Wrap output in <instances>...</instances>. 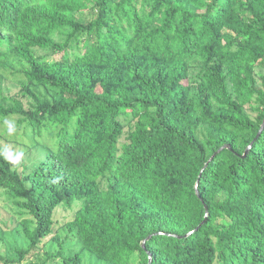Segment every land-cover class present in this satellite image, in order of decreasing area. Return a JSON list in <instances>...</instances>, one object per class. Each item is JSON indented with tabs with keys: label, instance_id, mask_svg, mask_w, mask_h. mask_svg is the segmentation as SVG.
<instances>
[{
	"label": "trees",
	"instance_id": "16d2710c",
	"mask_svg": "<svg viewBox=\"0 0 264 264\" xmlns=\"http://www.w3.org/2000/svg\"><path fill=\"white\" fill-rule=\"evenodd\" d=\"M257 69L264 0H0V72L20 86L0 81V119L58 130L25 177L0 158V188L31 217L17 262L77 203L82 250L62 264H264Z\"/></svg>",
	"mask_w": 264,
	"mask_h": 264
},
{
	"label": "rangeland",
	"instance_id": "374dc122",
	"mask_svg": "<svg viewBox=\"0 0 264 264\" xmlns=\"http://www.w3.org/2000/svg\"><path fill=\"white\" fill-rule=\"evenodd\" d=\"M78 19L83 23H87L92 18L85 11L79 14ZM68 33L69 31L66 29L55 32L52 34V39L57 43H63ZM36 54L42 63L56 62L61 60L63 56V53L55 50H38ZM256 71L258 74L264 73L260 69ZM0 81H4V95L14 96L19 92L20 86L12 75L0 72ZM248 113L253 118L256 116L251 111H248ZM18 118H8V120L15 122L17 129L12 136L7 135L6 128L3 125L4 119H0V147L11 145L14 150L24 153L21 165L19 164L20 166L17 169L25 177L45 158L47 151L55 148L58 130L51 127L50 131H43V135L39 137L36 136L35 132L32 133L30 129H25V124L20 126ZM79 207L80 204L77 203L70 208L63 205L59 206L53 216L55 224L53 233L45 240L42 250L39 253L35 252V255L28 256L22 262H17L20 258L19 251L28 249L30 244L21 229L24 228L23 221L31 220V217L27 211L16 206L15 200L8 190L0 188V260L2 263L6 264L8 260H15L16 262L7 264H62L65 257L81 251V243H79L75 233L68 228V223L74 219ZM58 253L61 255L57 256ZM84 264L109 263L98 261L85 253Z\"/></svg>",
	"mask_w": 264,
	"mask_h": 264
},
{
	"label": "clouds",
	"instance_id": "9594fccd",
	"mask_svg": "<svg viewBox=\"0 0 264 264\" xmlns=\"http://www.w3.org/2000/svg\"><path fill=\"white\" fill-rule=\"evenodd\" d=\"M3 125L6 128L7 135L12 136L16 133L17 129L15 122L8 119H4ZM23 157L24 153L14 150L11 145L0 147V158H3L5 161H7L13 166L19 165L23 160Z\"/></svg>",
	"mask_w": 264,
	"mask_h": 264
},
{
	"label": "water",
	"instance_id": "95a60500",
	"mask_svg": "<svg viewBox=\"0 0 264 264\" xmlns=\"http://www.w3.org/2000/svg\"><path fill=\"white\" fill-rule=\"evenodd\" d=\"M263 129H264V122H263V125H262V130H263ZM251 147H252V146H251ZM251 147H250V148H251ZM250 148H249V149H250ZM207 211H208V209H207Z\"/></svg>",
	"mask_w": 264,
	"mask_h": 264
}]
</instances>
